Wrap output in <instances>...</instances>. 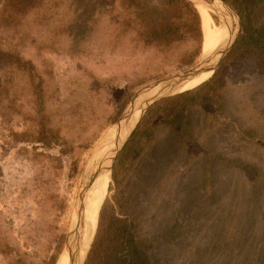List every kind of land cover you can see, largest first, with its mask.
Listing matches in <instances>:
<instances>
[{
	"label": "rangeland",
	"instance_id": "374dc122",
	"mask_svg": "<svg viewBox=\"0 0 264 264\" xmlns=\"http://www.w3.org/2000/svg\"><path fill=\"white\" fill-rule=\"evenodd\" d=\"M114 1L65 0L52 25L40 29L44 40L55 36L59 47L45 60L35 56L33 60L53 71L45 82L61 90L63 102H78L85 112L83 123L74 125L67 138L72 144L70 154H62L59 147L40 145L33 150L27 145L33 153L13 147L6 153L0 144V219L9 224L8 218H20L12 228L30 234L38 264L44 257L52 261L53 256V264L58 263L83 180H90L86 183L90 191L102 158L98 148L107 136L111 148V128L132 98L144 86L187 70L175 68V56L164 57L159 49L135 45L130 34L116 38L115 23L108 14ZM224 10L237 26L233 11ZM257 13L264 34V3ZM212 16L224 27L218 11ZM145 75L155 77L125 94L126 81ZM223 78L228 118L224 115L213 125V108L195 107L191 116L199 127L196 143L187 148L177 135L160 133L157 144L126 178L136 230L155 239L152 252L159 264H264V68L243 54L223 68ZM110 116L111 122L91 148L81 150L79 144L92 133L93 122ZM206 153L219 157L210 171L204 166ZM227 157L248 164H223L220 160ZM247 166H252L255 175ZM57 167L61 168L58 186L66 202L55 228L57 204L38 208L39 191L26 181L46 168L55 171ZM112 170L106 175L108 184L98 203V223L104 204L115 192ZM25 186L24 192L21 187ZM32 209L36 220L28 217ZM10 227L1 225L0 229L5 233ZM8 232L10 236L11 229Z\"/></svg>",
	"mask_w": 264,
	"mask_h": 264
},
{
	"label": "trees",
	"instance_id": "16d2710c",
	"mask_svg": "<svg viewBox=\"0 0 264 264\" xmlns=\"http://www.w3.org/2000/svg\"><path fill=\"white\" fill-rule=\"evenodd\" d=\"M228 1L241 16L242 30L237 41L210 79L192 89L163 97L147 109L115 159L112 170L115 192L101 210L98 228L84 264H159L152 252L155 239L145 238L136 230L132 199L125 190L126 178L139 159L157 144L160 133L177 135L187 148L196 143L199 127L191 116L195 107L211 106L213 119L210 123L213 125L219 124L224 115L228 118L223 78V68L228 63L248 54L264 68V34L257 22V10L264 0ZM64 2L0 0V144L6 153L10 147L28 151L27 145H31L32 150L40 145L46 149L59 147L62 154H70L69 133L74 125L83 123L85 112L80 103L63 102L61 90L50 88L45 82V78L52 77L53 71L32 58L45 60L57 53L56 37L44 40L40 29L52 25ZM108 14L117 29L116 38L130 34L137 46L159 49L164 57L175 56L176 69L190 68L202 55L204 33L201 15L189 0H115ZM154 77L145 75L126 81L125 94H131ZM111 117L93 122L92 133L79 144L81 150L91 148L111 122ZM204 156V166L210 171L219 157L211 153ZM220 161L243 167L248 164L228 157ZM247 167L255 175L252 166ZM60 169L46 168L26 181L27 185L29 182V186L39 191L38 208L49 203L57 204L53 219L55 228L66 202L58 186ZM26 189L27 186L21 187L24 192ZM35 212L32 209L28 217L36 220ZM9 219V224L0 219V226H11L8 228L11 229L10 236L7 235L8 229L4 230L5 233L0 229V261L3 264H38L35 259L37 249L30 242V234L12 228L20 218ZM24 220L28 221L27 218ZM54 260L55 256L52 261L44 257L39 263L53 264Z\"/></svg>",
	"mask_w": 264,
	"mask_h": 264
},
{
	"label": "water",
	"instance_id": "95a60500",
	"mask_svg": "<svg viewBox=\"0 0 264 264\" xmlns=\"http://www.w3.org/2000/svg\"><path fill=\"white\" fill-rule=\"evenodd\" d=\"M192 2L198 9V5L205 7H216L220 15L224 20V37L225 43L219 48L216 52L204 56L202 54L201 59L191 68L169 76L162 78L156 82L144 86L142 89L137 92V94L132 98L129 106L125 110L121 118L112 126L109 137L111 148L109 153L102 156L100 160V165L95 173V178L102 172V170L107 169L110 172L113 168L115 159L122 148L125 146L127 141L130 139L132 133L140 123L147 109L157 100L174 95L179 92L174 91L181 86L183 83L193 80L202 76L205 73H209V76L206 78L209 79L214 75V73L219 69L222 61L229 54L233 48L235 42L237 41L240 32L242 30V21L240 14L236 9L227 1V0H189ZM224 8L230 9L236 15L237 26L232 24L231 20L228 17V13ZM182 92V91H180ZM136 111H139V116L137 120L129 124L133 115ZM108 154L111 155L108 157ZM109 159L108 166H104L105 161ZM112 174V172H111ZM90 180L86 177L83 180V184L80 187V191L77 198V203L72 214L71 224L68 231L67 243L57 264L60 263L61 259H66L67 264H84L85 258L81 260L78 257V230L80 226V221L86 216V194L87 188Z\"/></svg>",
	"mask_w": 264,
	"mask_h": 264
},
{
	"label": "bare ground",
	"instance_id": "6f19581e",
	"mask_svg": "<svg viewBox=\"0 0 264 264\" xmlns=\"http://www.w3.org/2000/svg\"><path fill=\"white\" fill-rule=\"evenodd\" d=\"M198 10L201 14L202 27L204 33L203 53L204 56H207L216 52L219 48H221L224 45L225 43L224 29L223 27H221V25L218 26L213 20L212 12H215L217 10L216 7H205L198 5ZM208 76L209 73H205L198 78L187 81L183 83L181 86H179L174 91V93L175 92L180 93V91L194 88L198 86L200 83L204 82ZM138 116H139V111H136L132 119L130 120L129 124L131 125L132 123H134L137 120ZM108 141L109 138L107 136L105 137V142L103 141V143L98 148V150H102L101 156H104L107 153H109ZM97 151L95 152L94 156H96ZM110 156L111 155L108 154V157ZM109 159L110 158H108V160L105 161L104 166H108ZM106 175L107 176L109 175L108 170L107 169L102 170V172L95 178L92 187L89 189L90 190L88 191L89 195L88 192L86 194V198H85L86 216L80 221V226L78 230V254H79L78 257L80 258V260L87 253L91 240L95 234V230L97 228V223H98L97 215L99 210L98 203L100 202L103 189L106 188L108 184ZM66 259H61L59 264H67Z\"/></svg>",
	"mask_w": 264,
	"mask_h": 264
}]
</instances>
